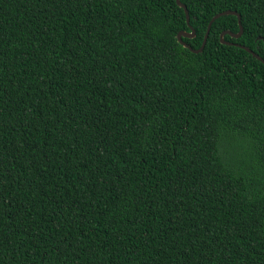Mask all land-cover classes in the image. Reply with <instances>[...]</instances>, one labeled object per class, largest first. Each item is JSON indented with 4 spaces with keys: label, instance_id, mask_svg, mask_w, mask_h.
<instances>
[{
    "label": "trees",
    "instance_id": "16d2710c",
    "mask_svg": "<svg viewBox=\"0 0 264 264\" xmlns=\"http://www.w3.org/2000/svg\"><path fill=\"white\" fill-rule=\"evenodd\" d=\"M0 0V264H264V0Z\"/></svg>",
    "mask_w": 264,
    "mask_h": 264
},
{
    "label": "water",
    "instance_id": "95a60500",
    "mask_svg": "<svg viewBox=\"0 0 264 264\" xmlns=\"http://www.w3.org/2000/svg\"><path fill=\"white\" fill-rule=\"evenodd\" d=\"M176 3L179 7H181L183 10H184V13H185V17H186V21H187V24L189 23V14H188V10L186 8V6L184 4H182L180 2V0H176ZM225 15H233V16H236L237 17V23H238V27H239V31L237 34H233V33H230V32H223L221 33L220 35V41L221 43L223 44H226V45H234L236 47H239L241 49H244L245 51H247L248 53H250L254 58H256L257 60H259L260 62L264 63V60L257 54H255L254 52H252L250 49H248L247 47H244V46H240L238 44H233V43H228V42H225L223 40V37L225 35H230V37L234 38V39H238L241 35H242V32H243V29H242V26H241V22H240V15L238 13H236L235 11H230V10H226V11H223V12H220L216 15H214L211 19V21L209 22L208 24V27H207V30H206V33L204 35V38H203V41H202V44L200 46L199 49H193L191 48L190 46H188L187 44H185L183 41H182V37H186V38H192L194 37V31L191 29V33L187 34L185 32H179L177 34V40L178 42L185 48L189 49L191 52L197 54V53H201L205 47V44L207 42V37H208V34H209V30H210V27H211V24L216 20L218 19L219 17L221 16H225Z\"/></svg>",
    "mask_w": 264,
    "mask_h": 264
}]
</instances>
